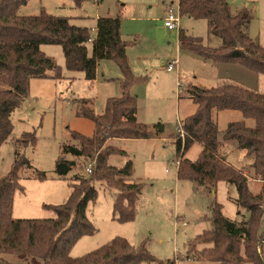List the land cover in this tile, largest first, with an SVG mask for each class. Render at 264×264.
I'll use <instances>...</instances> for the list:
<instances>
[{
    "label": "trees",
    "instance_id": "16d2710c",
    "mask_svg": "<svg viewBox=\"0 0 264 264\" xmlns=\"http://www.w3.org/2000/svg\"><path fill=\"white\" fill-rule=\"evenodd\" d=\"M72 1L80 5L83 0ZM27 2L0 0V145L11 134V115L28 95L29 80L60 76L54 59L41 51L42 44L60 45L66 68L82 71L89 81L96 76L99 60H113L122 76L121 94L107 98L100 113H94L88 106L89 99H74L76 115L91 120L93 131L87 136L72 130L70 137L77 145H64L63 149L92 163L87 176L72 177L64 202L47 206L53 211L52 217L32 219L11 215L13 194L20 188L18 171L28 163L26 159L13 161L6 174L0 177V264H139L143 260L150 261L152 256L144 242L134 246L123 237H114L82 256L69 255V248L80 236L94 232L85 210L87 202L96 197L95 182L117 191L113 213L119 220H130L134 216L142 183L132 180L131 161L121 167L108 163L111 154L125 153L108 144L109 139H151L160 137L164 130L160 122L150 130L136 119V97L128 88L137 77L128 64L127 43L120 31L121 18H96L92 38L87 27L71 22L69 16L51 15L43 10L32 15L18 14V8ZM177 10L180 15L206 19L209 32L220 39L218 45L209 46L199 37L179 29V48L216 63H239L264 74V46L247 33L251 19L248 10L232 11L226 0H177ZM89 41L90 55L86 45ZM185 92L187 99L195 104V110L181 121L177 133L172 136L179 158L178 178L189 179L201 191L213 190L221 180L233 185L237 193V212L240 213V208L250 214L248 221L232 220L223 215L218 203H213L210 210L212 229L196 237L205 246L197 252L191 243L189 252L195 253L192 258L221 264H264L261 255L264 233L258 234L256 230L264 192V93L227 80L218 81L209 88L192 84ZM221 110L238 111L241 118L228 121L220 131L215 113ZM246 119H251L253 125H247ZM22 137L33 141V136L27 133ZM230 141L252 156L250 167L263 182L262 192L252 194L247 177L227 162L222 146ZM195 143L200 145V151L195 160H190L185 153ZM74 165L73 160L58 157L54 170L58 177H63ZM166 264H174V261L168 260Z\"/></svg>",
    "mask_w": 264,
    "mask_h": 264
},
{
    "label": "rangeland",
    "instance_id": "374dc122",
    "mask_svg": "<svg viewBox=\"0 0 264 264\" xmlns=\"http://www.w3.org/2000/svg\"><path fill=\"white\" fill-rule=\"evenodd\" d=\"M232 11L246 9L251 13L247 27L249 37L264 46V0H226ZM171 7L179 18V26L167 29L163 22ZM44 11L56 16H69L71 22L88 28L95 35L96 18H121V37L126 41L128 64L137 80L128 92L136 97V119L150 130L161 123L163 133L151 139L111 138L107 142L125 153L108 157V163L121 167L132 164V180L142 183L141 194L130 220H119L113 213L116 195L114 188L95 182L96 197L89 200L85 213L94 232L80 236L69 248V255L79 257L99 248L114 237H123L137 246L144 242L152 260L139 264H221L206 259L192 258L190 244L199 252L203 245L196 237L212 229L210 210L213 203L221 206L224 216L232 220H250V214L235 204L236 189L218 181L213 190H200L187 178H178L176 162L179 159L175 139L181 121L192 114L195 104L187 99L186 89L194 84L205 88L227 80L264 93V74L252 71L239 63L214 62L179 48L178 30L199 37L203 44L216 46L220 39L212 35L208 21L180 15L177 0H83L76 5L72 0H28L18 8V14L32 15ZM91 54V42H87ZM41 51L52 57L58 66L59 77L31 78L28 95L11 115L13 128L0 145V177L13 161L24 158L28 163L18 171L20 188L14 191L11 215L13 218H48L53 216L49 205L64 202L69 195V182L74 175L87 176L85 162L64 145H77L70 137L72 130L90 136L93 122L76 115L75 98H87L94 113H100L105 100L121 94V72L113 60L101 59L96 65V76L89 81L80 70L65 66L62 48L57 44H42ZM175 59L172 71L167 64ZM49 73L53 74L52 71ZM241 118L235 110L215 113L217 127L222 131L227 122ZM247 125H253L246 119ZM27 133L33 136L23 138ZM200 145L193 144L185 157L195 160ZM222 154L227 162L239 169L248 179L252 194L262 192L263 182L250 165L253 158L233 142L223 143ZM73 160L75 165L63 177L55 173L56 159ZM262 214L257 233H264V192ZM196 239V240H195ZM261 244V243H260ZM261 255L264 259V240ZM244 264H251L245 262Z\"/></svg>",
    "mask_w": 264,
    "mask_h": 264
},
{
    "label": "built area",
    "instance_id": "2783aa9c",
    "mask_svg": "<svg viewBox=\"0 0 264 264\" xmlns=\"http://www.w3.org/2000/svg\"><path fill=\"white\" fill-rule=\"evenodd\" d=\"M166 16L164 18V26L167 28V29H174L176 27L179 26L178 22H179V18L177 15L174 14L173 10L171 7H169L167 9V12H166ZM177 64V61L175 59L171 60L167 66H166V70L167 71H172L175 66ZM180 135H182V130H180ZM85 172H89L90 171V166H91V163L92 161H88V162H85ZM178 164V161L176 162V165ZM263 208H264V205H263Z\"/></svg>",
    "mask_w": 264,
    "mask_h": 264
},
{
    "label": "crops",
    "instance_id": "0c3cea01",
    "mask_svg": "<svg viewBox=\"0 0 264 264\" xmlns=\"http://www.w3.org/2000/svg\"><path fill=\"white\" fill-rule=\"evenodd\" d=\"M167 71V70H166ZM169 72V71H168Z\"/></svg>",
    "mask_w": 264,
    "mask_h": 264
}]
</instances>
